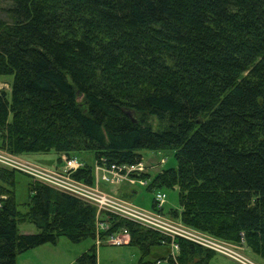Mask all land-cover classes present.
Instances as JSON below:
<instances>
[{
	"label": "trees",
	"instance_id": "16d2710c",
	"mask_svg": "<svg viewBox=\"0 0 264 264\" xmlns=\"http://www.w3.org/2000/svg\"><path fill=\"white\" fill-rule=\"evenodd\" d=\"M0 76L13 77L10 92L0 91L1 149L91 152L92 163L107 166L140 163L142 151L171 153L174 168L139 177L155 192L178 187V208L161 214L218 239H243L264 259V0H0ZM93 169L84 163L71 177L94 186ZM16 173L0 168V264L60 237L104 242L122 230L138 264L169 246L155 231L98 216L35 182L21 213ZM19 223L37 232L20 234ZM176 244L177 264L214 257ZM95 249L74 264H96Z\"/></svg>",
	"mask_w": 264,
	"mask_h": 264
},
{
	"label": "rangeland",
	"instance_id": "374dc122",
	"mask_svg": "<svg viewBox=\"0 0 264 264\" xmlns=\"http://www.w3.org/2000/svg\"><path fill=\"white\" fill-rule=\"evenodd\" d=\"M4 7H6V4H3ZM2 19H6V16L4 14L1 15ZM13 77L12 76H0V91L4 90L7 93L10 92V85L12 82ZM152 129L156 130L157 128H160V123L155 118L151 120ZM4 151H7L3 149ZM8 152V151H7ZM9 153V152H8ZM12 156L19 157L20 159L27 161L31 163L32 165H35L39 168L48 170L50 172L58 173L59 170L62 169L64 164V159H68L64 154H55L53 152L49 153H34L29 155H15L11 154ZM60 159V162L57 159ZM71 158H78L82 163L84 167V163L92 164V153H85L81 155H76L75 157ZM141 159L142 162L145 164V171L146 173H150V175H154L156 173H161L164 171V169H168L171 167L176 166V160L174 156H172L171 153L168 152H151V151H142L141 152ZM165 161L162 163L161 161ZM59 162V163H58ZM94 162V161H93ZM95 164V163H94ZM15 202L18 205V210L21 213H25L27 210V203L29 201L28 198V184L30 182L33 183V181L21 174L16 173L15 174ZM75 180L74 178H72ZM77 181V180H75ZM80 182V181H77ZM83 183V182H81ZM84 184V183H83ZM126 184H131L128 181H122L120 184L111 185L114 187V191L117 192L115 187L122 188V190L119 193L124 194L125 189L131 193L130 201L137 207L145 209V210H151L152 201L154 198V195L156 192L152 188L151 190L148 188V185L141 186L139 184H136L132 190L134 192H131L130 189L126 187ZM86 185V184H85ZM5 186H8L5 184ZM89 187H92L90 185H86ZM126 187V188H125ZM53 189V188H51ZM54 191H57L53 189ZM113 190V189H112ZM59 193H62L60 191H57ZM114 192V197L116 200L122 201L121 197H118ZM160 192L165 193L166 200L163 208V214L166 215V213L170 209H177L178 208V187H175L173 189H162ZM111 196V195H110ZM4 196H2L3 198ZM112 197V196H111ZM121 198V200H120ZM125 200V198H123ZM168 218V217H167ZM170 219V218H169ZM173 220V219H171ZM176 221V220H174ZM179 222V221H177ZM181 223V222H180ZM182 224V223H181ZM183 226H186L183 224ZM18 231L20 234H35L37 232L35 226L30 223H19L17 225ZM188 227V226H186ZM190 228V227H189ZM193 229V228H191ZM195 230V229H194ZM197 232L218 240L219 242L226 243L232 247L235 248L239 254H241L244 258L252 262L253 264H264V259L261 258L259 255H257L254 251H252L251 247L241 239L238 241V243H232L228 242L222 239H218L213 237L210 234L203 233L201 231L196 230ZM98 242L97 239H86L79 243H72L69 241L66 237H60L57 240V243L55 245L51 244H45L37 248H33L31 250H28L24 253L18 254L16 256L15 264H74L75 261L84 253H86L93 245H95V252H96V264H138L140 259V253L139 251L132 246H113L106 242ZM170 246H158L151 249V254L145 259L146 261H149L151 264L153 261H156V258L164 257V260H167V251L169 252ZM214 257L212 260H210L209 264H239L232 259L225 257L223 255H220L218 253L213 254ZM166 264V263H162Z\"/></svg>",
	"mask_w": 264,
	"mask_h": 264
},
{
	"label": "built area",
	"instance_id": "2783aa9c",
	"mask_svg": "<svg viewBox=\"0 0 264 264\" xmlns=\"http://www.w3.org/2000/svg\"><path fill=\"white\" fill-rule=\"evenodd\" d=\"M161 162L164 163L165 161L162 160ZM0 168L21 173L35 183L53 188L87 203L96 209L98 216L101 212L109 213L169 238L170 247L167 260H158L155 264H161L162 262L168 263V259H171L173 263L177 264L179 254V247L176 244L177 239H183L213 253L216 252L239 264H253L239 254L234 247L219 242L214 238L207 237L161 214L160 210L164 207L166 200V195L163 192L158 191L154 195L155 208L152 210H144L124 201L116 200L103 191H100L96 186L89 187L73 180L71 174L83 168V163L78 158L64 159L62 169L58 173H55L32 165L19 157H14L0 148ZM145 170V165L142 162L127 166L114 164L107 166L105 163H102L95 164L93 172L95 183L96 181H101L115 185L120 184L122 181H128L131 184L146 186L149 180L139 178L140 175L147 174ZM107 228V222L98 223L97 225V229L101 231ZM106 242L113 246L127 245L129 235L126 230H122L115 236L110 237Z\"/></svg>",
	"mask_w": 264,
	"mask_h": 264
},
{
	"label": "crops",
	"instance_id": "0c3cea01",
	"mask_svg": "<svg viewBox=\"0 0 264 264\" xmlns=\"http://www.w3.org/2000/svg\"><path fill=\"white\" fill-rule=\"evenodd\" d=\"M143 164H145L144 162H142ZM96 164V163H95ZM94 162L92 163V166L94 168ZM136 184H126L125 186L128 187V188H131L130 191L131 192H134V190H132ZM94 186H96V188H98L100 191H103L104 193L108 194V195H111L112 197H114V187L111 186V184H108V183H104V182H101V181H96V183H94ZM125 187V188H126ZM117 192H115V194L118 196L119 193L121 191H124L122 190V188H118V187H115ZM113 189V190H112ZM130 196H131V193H129V191H127V189H125V192L124 194H120V196L118 197H121L122 198V201L126 202V203H129V204H132L134 205L129 199H130ZM116 198V197H115ZM120 198V200H121ZM123 198H125V200H123ZM135 206V205H134ZM137 207V206H136ZM142 209V208H141ZM145 210V209H144ZM151 210H152V206H151ZM157 259V258H156ZM162 259V258H160ZM163 260V259H162ZM162 263H165V262H162ZM161 263V264H162ZM168 264V263H166Z\"/></svg>",
	"mask_w": 264,
	"mask_h": 264
},
{
	"label": "water",
	"instance_id": "95a60500",
	"mask_svg": "<svg viewBox=\"0 0 264 264\" xmlns=\"http://www.w3.org/2000/svg\"><path fill=\"white\" fill-rule=\"evenodd\" d=\"M127 116L131 117L129 113H127ZM131 120H132V122H134V120H133V119H131Z\"/></svg>",
	"mask_w": 264,
	"mask_h": 264
}]
</instances>
